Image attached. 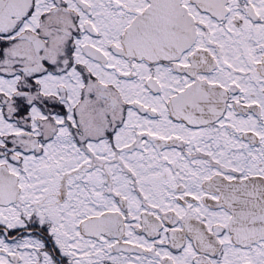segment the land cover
<instances>
[{
    "label": "snow or ice",
    "instance_id": "snow-or-ice-1",
    "mask_svg": "<svg viewBox=\"0 0 264 264\" xmlns=\"http://www.w3.org/2000/svg\"><path fill=\"white\" fill-rule=\"evenodd\" d=\"M0 264H264V0H0Z\"/></svg>",
    "mask_w": 264,
    "mask_h": 264
}]
</instances>
